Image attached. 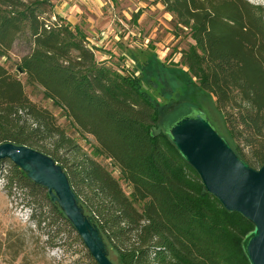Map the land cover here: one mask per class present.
I'll list each match as a JSON object with an SVG mask.
<instances>
[{"label": "trees", "instance_id": "obj_1", "mask_svg": "<svg viewBox=\"0 0 264 264\" xmlns=\"http://www.w3.org/2000/svg\"><path fill=\"white\" fill-rule=\"evenodd\" d=\"M157 1L192 41L180 51L175 69L202 91L185 94L167 110L171 96L164 104L151 98L140 73L105 66L79 28L60 16H44L48 0H0V58L18 39L28 45L15 73L0 62V143L29 146L61 166L114 264H249L241 241L253 225L204 190L167 132L194 110L189 101L200 94V104L220 114L219 134L235 153L252 167L264 164V6L247 0ZM18 73L95 137V155L112 159L118 177L82 152L48 109L30 100ZM8 162L3 179L9 192L26 188L34 195L41 189ZM119 180L130 184L129 195ZM44 203L76 232L47 190L29 206ZM76 238L83 243L77 232Z\"/></svg>", "mask_w": 264, "mask_h": 264}, {"label": "rangeland", "instance_id": "obj_2", "mask_svg": "<svg viewBox=\"0 0 264 264\" xmlns=\"http://www.w3.org/2000/svg\"><path fill=\"white\" fill-rule=\"evenodd\" d=\"M247 1L264 6V0ZM44 10V16H60L58 19L70 27L79 28L100 63L121 74L140 73L143 88L151 98L164 104L171 96L166 110L186 97L185 94L189 95L194 90L202 92L189 82L185 73L175 69L174 64H180V51L192 41L186 29L174 26L172 15L161 2L48 0ZM27 51V43L18 39L8 56L0 58V62L15 73V62ZM178 69L185 68L181 65ZM18 77L30 100L48 109L64 134L73 139L82 152L103 165L113 176H119V169L112 159L102 154L95 155L97 141L93 135L74 125L60 107L44 97L41 88L28 85L24 74L18 73ZM199 95L195 94L188 106L206 109L208 115L205 118L220 133L223 129L220 114L207 102L201 101L200 104ZM229 112L236 111L230 108ZM8 161H0V264H91L87 249L77 240L76 232L55 218L51 206L45 203L35 208L29 206V202L40 200L46 191L44 187L37 189L34 195L29 194L26 188L10 192L6 189L3 174L9 167ZM119 181L123 191L129 195L132 190L130 184ZM39 218L45 222L38 224ZM52 219L56 221L52 223Z\"/></svg>", "mask_w": 264, "mask_h": 264}, {"label": "water", "instance_id": "obj_3", "mask_svg": "<svg viewBox=\"0 0 264 264\" xmlns=\"http://www.w3.org/2000/svg\"><path fill=\"white\" fill-rule=\"evenodd\" d=\"M167 136L196 171L204 190L227 211L241 214L253 225L241 247L249 264H264V164L255 168L239 157L201 108L174 122ZM4 159L47 190L97 264H114L98 227L91 216L84 214L59 164L34 148L10 141L0 143V160Z\"/></svg>", "mask_w": 264, "mask_h": 264}, {"label": "flooded vegetation", "instance_id": "obj_4", "mask_svg": "<svg viewBox=\"0 0 264 264\" xmlns=\"http://www.w3.org/2000/svg\"><path fill=\"white\" fill-rule=\"evenodd\" d=\"M203 111H204V113H205V115L207 114V111H206V109H203ZM208 115V114H207Z\"/></svg>", "mask_w": 264, "mask_h": 264}]
</instances>
